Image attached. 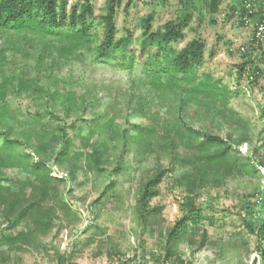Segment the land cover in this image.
Returning <instances> with one entry per match:
<instances>
[{"label":"trees","instance_id":"trees-1","mask_svg":"<svg viewBox=\"0 0 264 264\" xmlns=\"http://www.w3.org/2000/svg\"><path fill=\"white\" fill-rule=\"evenodd\" d=\"M243 1L232 7V16L238 12L240 26L245 24L244 16L255 25L261 19V10L250 13ZM263 1L257 0L260 3ZM121 2L108 0L106 13L102 16L104 33L95 43L90 21L93 15L91 0L70 6L69 0H0V251H33L39 247L42 238L56 229L53 217L58 214L62 220L78 221V213L60 193L66 179L57 175L55 168L68 171L70 177L81 167L94 174L96 179L111 175L116 177L121 174L125 161L123 157L132 149L139 161L150 155L167 159L165 165L158 162L151 171H147L139 183L135 209L142 226L148 227L158 222L162 206H154L150 202L160 194V184L165 177H174L173 186L180 190L181 216L161 230L164 255L152 254L153 261L155 264H189L179 257L181 245L194 246L195 250L203 249L208 240L203 223L214 225V218L204 215L196 204L200 192L207 186H223L230 178L255 176L257 167L263 165L238 153V147L245 142V138L236 135L233 128L222 137L215 131L216 128H212L214 126L209 127L212 131L201 133L191 125L184 124L183 120H167L164 124L166 133L157 136L156 114L161 104L143 95L139 97V100L144 98L143 103L137 106L138 100L133 109H137L149 122L142 126L128 124L125 128L121 126L120 112L117 111L106 110L83 127L74 125L73 121L60 122L62 119L48 105L29 118H21L19 112L11 108L7 99L10 93L22 95L34 90V80L17 86L14 76L4 75L8 55L13 56L20 51L19 43L36 47L38 69L46 68L49 65L47 60H50L52 67L56 59H82L83 50L92 51L95 60L101 62L112 47L121 48L122 62L117 65L132 69L134 56H125L129 53L125 47L132 32L127 31L125 38L116 39L115 13ZM220 3L221 0H211L210 11L217 12ZM191 19L192 13L188 12L184 17L167 21L152 31L153 18L146 17L144 39L139 50L141 55L149 52L150 56L143 64L148 77V91L157 93L158 98L162 99L172 96L168 114L174 115L173 110L177 109L183 113L190 105H197L211 119L225 117L236 127H244L245 121L240 116L232 117L230 114L233 112L226 108L230 94L226 86L209 73L196 74V68L204 60L205 44L202 40H193L179 50L170 68L160 60L171 41L184 38ZM250 42L252 49H256L253 46L261 47L260 40ZM151 47H154V51H151ZM247 53L244 52V55ZM249 65L245 62L240 73ZM258 74L257 68L251 73L255 79ZM44 93L51 101H56L54 93L47 89ZM86 104L84 98L80 108L95 112L93 105L87 108ZM60 105L68 116L77 104L70 93ZM46 111L49 112L46 114ZM261 112L264 114V106ZM53 115L56 123L49 120ZM95 137V140L91 139ZM17 173L21 174L20 177ZM116 185L117 180L110 179L95 203L107 200L108 193ZM245 224L253 231L249 222L245 221ZM20 226L24 228L19 229ZM259 230H264V223ZM102 233L104 231L97 228L94 235L100 236ZM94 235L88 238L89 243L93 242ZM258 251L264 261V248ZM6 258L0 256L2 264H5ZM135 259L134 255L130 260ZM63 261L60 260L59 264H63Z\"/></svg>","mask_w":264,"mask_h":264},{"label":"rangeland","instance_id":"rangeland-1","mask_svg":"<svg viewBox=\"0 0 264 264\" xmlns=\"http://www.w3.org/2000/svg\"><path fill=\"white\" fill-rule=\"evenodd\" d=\"M82 2L69 0V6ZM107 2L91 0L93 15L90 21L95 43L104 33L102 16L106 13ZM240 2L221 0L217 12L212 13L211 0H122L115 13L116 39L125 38L127 31L132 32L125 47L129 51L125 56H134L132 69L117 65L122 62L119 47H112L101 62L95 60L92 51L83 50L82 59H56L52 67L50 60H47L49 65L38 69L36 47L22 43L18 44V53L8 55V64L4 68V75L14 76L17 86L34 80L33 91L22 95L12 92L7 97L9 105L19 112L21 118H29L48 105L62 119L60 122L73 121L76 126H88L106 110L120 112L118 116L122 128L128 124L142 126L149 120L133 107L143 95L161 104L156 114L157 136L166 133L164 124L167 120H183L184 124L191 125L201 133L212 131L209 127L214 126L212 128H216L215 131L222 137L230 128L236 130V135L244 136L245 142L238 147V153L263 165L257 167L255 176L230 178L223 186H207L200 192L196 204L204 215L214 218V225L203 223L208 235L207 245L203 249L195 250L194 246L181 245L179 257L189 264H264L258 251L264 248V230H259L264 223V114L261 112L264 106V41L261 47L253 46L256 49L250 46L251 30L240 26L238 18L232 16V7ZM188 12L192 13V19L185 29L184 38L171 41L160 60L170 68L179 50L193 40H202L205 44L204 60L196 68V74L209 73L226 86L230 92L226 108L233 112L230 114L232 117L240 116L245 121L244 127H236L225 117L211 119L197 105H190L183 113L177 109L173 110L174 115L168 114L172 96L162 99L158 98L157 93L148 91V77L143 64L150 56L149 52L141 55L139 50L144 39L146 17L152 16L151 27L155 31L167 21L178 20ZM151 51H154V47H151ZM246 51L248 53L244 55ZM245 62L250 65L240 73ZM255 68L259 70L256 79L251 75ZM46 89L55 94L56 101L49 99L48 94L44 93ZM70 93L77 105L67 116L60 104ZM84 98L87 108L93 105L95 112L80 108ZM143 101L144 98L140 99L137 106ZM54 116L49 120L56 123ZM91 139L95 140L96 137ZM123 159L121 174L116 177L111 175L96 179L94 174L82 167L70 177L68 171L55 168L56 174L66 179L60 193L78 213V221L69 222L62 220L60 214L56 215L53 217L56 229L42 238L39 247L33 251H0V256H7L5 264H59L60 260H64L63 264H155L152 254L164 255L161 230L181 216L180 190L173 186L174 177H165L160 184V194L150 202L151 205L162 206L158 222L148 227L142 226L135 209L139 183L147 171H151L158 162L165 165L167 159L150 155L139 161L132 149ZM17 175L20 177L21 174ZM113 178L117 180V185L108 193L107 200L95 203L105 185ZM245 221L251 224L253 231L248 229ZM96 227L104 233L95 236ZM92 235L94 240L89 243L88 238ZM134 255L136 259L131 261Z\"/></svg>","mask_w":264,"mask_h":264},{"label":"built area","instance_id":"built-area-1","mask_svg":"<svg viewBox=\"0 0 264 264\" xmlns=\"http://www.w3.org/2000/svg\"><path fill=\"white\" fill-rule=\"evenodd\" d=\"M244 7L247 9L248 12L252 13L253 11L261 10V19L254 25L251 20L244 16V26L251 30V40H260L264 41V1L257 2V0H244L243 2ZM235 17L238 18V12H236ZM244 51V48H241Z\"/></svg>","mask_w":264,"mask_h":264}]
</instances>
